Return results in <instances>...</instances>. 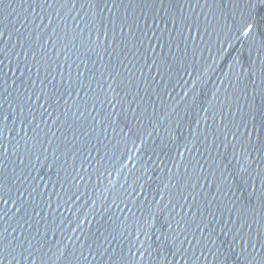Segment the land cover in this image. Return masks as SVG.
<instances>
[{"label":"water","instance_id":"95a60500","mask_svg":"<svg viewBox=\"0 0 264 264\" xmlns=\"http://www.w3.org/2000/svg\"><path fill=\"white\" fill-rule=\"evenodd\" d=\"M0 264H264V0H0Z\"/></svg>","mask_w":264,"mask_h":264}]
</instances>
